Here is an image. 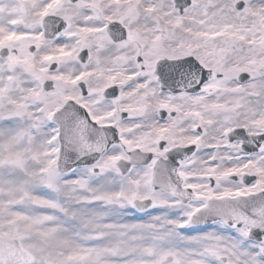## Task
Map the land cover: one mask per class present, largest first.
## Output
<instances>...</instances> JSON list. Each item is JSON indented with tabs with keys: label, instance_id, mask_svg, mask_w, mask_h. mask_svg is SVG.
<instances>
[{
	"label": "snow or ice",
	"instance_id": "snow-or-ice-1",
	"mask_svg": "<svg viewBox=\"0 0 264 264\" xmlns=\"http://www.w3.org/2000/svg\"><path fill=\"white\" fill-rule=\"evenodd\" d=\"M0 264H264V0H0Z\"/></svg>",
	"mask_w": 264,
	"mask_h": 264
}]
</instances>
